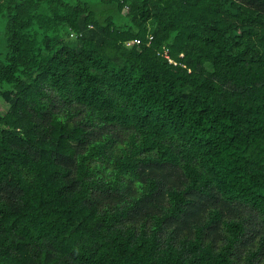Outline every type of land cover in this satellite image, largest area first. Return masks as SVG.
I'll list each match as a JSON object with an SVG mask.
<instances>
[{"label": "trees", "instance_id": "1", "mask_svg": "<svg viewBox=\"0 0 264 264\" xmlns=\"http://www.w3.org/2000/svg\"><path fill=\"white\" fill-rule=\"evenodd\" d=\"M0 15V264H264V0Z\"/></svg>", "mask_w": 264, "mask_h": 264}, {"label": "rangeland", "instance_id": "2", "mask_svg": "<svg viewBox=\"0 0 264 264\" xmlns=\"http://www.w3.org/2000/svg\"><path fill=\"white\" fill-rule=\"evenodd\" d=\"M4 30H5V17L3 15H0V58L5 53V36H4ZM8 105L7 103L0 97V111L7 110Z\"/></svg>", "mask_w": 264, "mask_h": 264}, {"label": "built area", "instance_id": "3", "mask_svg": "<svg viewBox=\"0 0 264 264\" xmlns=\"http://www.w3.org/2000/svg\"><path fill=\"white\" fill-rule=\"evenodd\" d=\"M138 41H139V39H136V42H138ZM165 56L171 61V58L167 54H165Z\"/></svg>", "mask_w": 264, "mask_h": 264}]
</instances>
